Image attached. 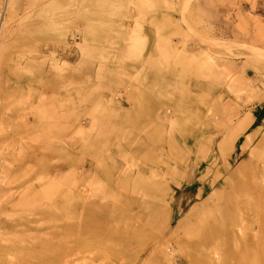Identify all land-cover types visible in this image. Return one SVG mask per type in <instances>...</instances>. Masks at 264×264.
Here are the masks:
<instances>
[{
    "label": "rangeland",
    "instance_id": "obj_1",
    "mask_svg": "<svg viewBox=\"0 0 264 264\" xmlns=\"http://www.w3.org/2000/svg\"><path fill=\"white\" fill-rule=\"evenodd\" d=\"M0 264H264V0H13Z\"/></svg>",
    "mask_w": 264,
    "mask_h": 264
},
{
    "label": "bare ground",
    "instance_id": "obj_2",
    "mask_svg": "<svg viewBox=\"0 0 264 264\" xmlns=\"http://www.w3.org/2000/svg\"><path fill=\"white\" fill-rule=\"evenodd\" d=\"M12 3H13V0H5L4 1V4L2 5V11L1 13L3 14L1 15L0 14V21L2 22V19H6L8 17H10L11 15V12H12Z\"/></svg>",
    "mask_w": 264,
    "mask_h": 264
}]
</instances>
